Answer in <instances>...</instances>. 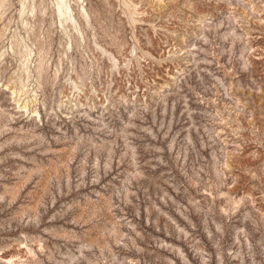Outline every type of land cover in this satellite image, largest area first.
I'll use <instances>...</instances> for the list:
<instances>
[{"label": "rangeland", "instance_id": "rangeland-1", "mask_svg": "<svg viewBox=\"0 0 264 264\" xmlns=\"http://www.w3.org/2000/svg\"><path fill=\"white\" fill-rule=\"evenodd\" d=\"M68 6L0 0V264H264V0Z\"/></svg>", "mask_w": 264, "mask_h": 264}, {"label": "bare ground", "instance_id": "bare-ground-1", "mask_svg": "<svg viewBox=\"0 0 264 264\" xmlns=\"http://www.w3.org/2000/svg\"><path fill=\"white\" fill-rule=\"evenodd\" d=\"M57 6L59 8L60 14L65 19H71L69 16V12H70L71 7L68 6V0H57ZM83 10L85 11V8H83Z\"/></svg>", "mask_w": 264, "mask_h": 264}]
</instances>
